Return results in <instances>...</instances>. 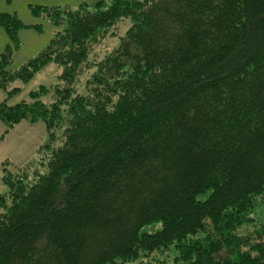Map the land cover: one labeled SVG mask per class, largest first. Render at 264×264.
<instances>
[{
	"label": "trees",
	"instance_id": "1",
	"mask_svg": "<svg viewBox=\"0 0 264 264\" xmlns=\"http://www.w3.org/2000/svg\"><path fill=\"white\" fill-rule=\"evenodd\" d=\"M32 13L51 41L15 70L0 53V90L48 64L60 74L0 103L1 139L22 122L49 135L36 168L1 162L0 264H264V0ZM124 19L117 47L89 62ZM22 27L0 13L15 44Z\"/></svg>",
	"mask_w": 264,
	"mask_h": 264
},
{
	"label": "rangeland",
	"instance_id": "2",
	"mask_svg": "<svg viewBox=\"0 0 264 264\" xmlns=\"http://www.w3.org/2000/svg\"><path fill=\"white\" fill-rule=\"evenodd\" d=\"M98 1L100 0H0V13L14 14L23 25L17 32L16 44L10 39L7 32L0 28V53L6 52L8 49L11 53L8 69L19 68L29 59L35 57L51 41L55 28L46 19L35 17L32 13L34 8L59 7L75 10L79 5L85 4L88 9H91L93 4ZM129 26L130 21L124 19L110 29L108 36L102 39L95 48L94 55L92 53L91 57L89 56V62L101 59L107 50L117 47L119 38L125 34ZM109 33H113V35L109 36ZM91 72L88 71L80 78V83L76 88L78 92H84L85 79ZM59 74V67L55 64H48L36 73L29 82L15 81L11 83L7 90L18 89L11 96H8L4 90H0V103L6 100L8 105H14L21 101H27L31 91L41 85L47 87L54 84ZM4 130V125L0 123V136ZM48 140L49 135L43 123H20L10 130L4 140L0 139V165L4 160H8L11 163L9 169L12 173L18 172V168L22 167L36 168L42 155L41 150L44 149L43 147L48 143ZM51 144L56 146L57 141ZM6 190L0 180V193H4ZM167 264H174L172 257L171 262Z\"/></svg>",
	"mask_w": 264,
	"mask_h": 264
},
{
	"label": "crops",
	"instance_id": "3",
	"mask_svg": "<svg viewBox=\"0 0 264 264\" xmlns=\"http://www.w3.org/2000/svg\"><path fill=\"white\" fill-rule=\"evenodd\" d=\"M6 136H7V135H6ZM5 138H6V137H5ZM5 138H4V139H5ZM0 139H1V136H0ZM4 139H1V140H4ZM0 179H1V175H0Z\"/></svg>",
	"mask_w": 264,
	"mask_h": 264
}]
</instances>
